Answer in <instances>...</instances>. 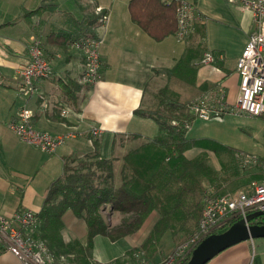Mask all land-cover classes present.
Segmentation results:
<instances>
[{
    "label": "crops",
    "instance_id": "crops-1",
    "mask_svg": "<svg viewBox=\"0 0 264 264\" xmlns=\"http://www.w3.org/2000/svg\"><path fill=\"white\" fill-rule=\"evenodd\" d=\"M86 1L93 6L74 5L90 12L85 15L94 16L97 15L95 7L99 6L108 17L102 30L95 29L102 69L100 80L92 86L79 84L83 54L74 42L67 41L63 50L46 40L51 34L59 39L69 38L76 30L71 17L77 18L78 13L72 10L71 0H0V217L10 218L20 209L37 215L49 185L62 174L64 159L92 152L93 139L99 142L100 154L109 158L125 153V147L118 149L120 139L139 136L132 141H141L157 136V125L150 119L135 116L134 111L144 106L145 91L159 71L172 69L186 48L195 45L200 49L192 64L196 69L194 86L199 96L220 85L224 89L222 103L230 106L238 95L236 61L255 28L249 11L228 0H185L194 6L198 15L186 42H178L174 34L155 41L131 21L128 9L131 0ZM31 36L42 42L52 68L47 78L36 83V94L41 99L21 96L17 88L15 72L28 60L27 45ZM171 37L182 46L175 48L166 43ZM206 52L213 54V61L204 64L201 60ZM69 83L79 86L72 93L77 96L76 105L65 96L69 93ZM22 108L34 113L32 123L36 129L52 136H70L53 153L21 142L8 124ZM62 109L67 110L65 116L60 115ZM93 128L101 130L99 136L91 135ZM210 166L216 171L214 165ZM105 211L109 215L116 213L110 208ZM156 220L157 216L150 217L137 232L115 242L97 236L89 252L90 264H120L122 261L116 260L123 253L140 250ZM63 222L66 242H86L84 223L80 224L69 212ZM176 246L177 242L167 231L154 252H145L144 258L151 263L160 262ZM0 264L22 263L4 249L0 252ZM207 264H264V239L233 245Z\"/></svg>",
    "mask_w": 264,
    "mask_h": 264
},
{
    "label": "trees",
    "instance_id": "trees-1",
    "mask_svg": "<svg viewBox=\"0 0 264 264\" xmlns=\"http://www.w3.org/2000/svg\"><path fill=\"white\" fill-rule=\"evenodd\" d=\"M176 7L175 4L166 5L161 0H131L128 9L131 21L137 27L155 41H161L175 34ZM75 23L76 30L71 32L69 38L63 36L59 39L51 34L46 40L63 50L69 40H99L95 33V29L101 25L98 15H87ZM199 51L195 45L186 48L172 69L159 73L163 72L168 81L177 80L182 85L194 86L196 69L192 64ZM76 84L69 83V93L65 94L73 105H76L77 96L72 93L79 89ZM167 86L157 95L153 110L140 107L134 111L135 116L150 119L157 125V136L141 140L122 155L113 154L109 158L100 154L99 142L93 139L92 152L64 159L62 174L49 185L41 210L36 215L39 228L32 233L33 238L45 244L54 264L61 259L75 261L76 264H90L89 252L97 236L115 240L132 235L154 214L157 220L140 246L144 252H154L167 231L176 238L179 234L192 235L196 230L206 196L204 183L210 182L216 186L221 183L217 182L215 171L205 156L195 151L205 150L206 143L187 138L186 126L194 119L188 107L190 102L182 100L181 95L179 97L171 92ZM190 151L195 153L190 156ZM247 176L246 183L248 179L254 178ZM261 176L254 179L261 180ZM106 208L128 218L121 220L122 226L109 229L102 213ZM68 212L85 224L84 246L79 245V242L64 240L63 217ZM233 223L222 226L216 233ZM253 223L264 224V213ZM76 245L81 248L78 250ZM2 250L4 248H0V252ZM189 256L190 253L178 264H185Z\"/></svg>",
    "mask_w": 264,
    "mask_h": 264
},
{
    "label": "built area",
    "instance_id": "built-area-1",
    "mask_svg": "<svg viewBox=\"0 0 264 264\" xmlns=\"http://www.w3.org/2000/svg\"><path fill=\"white\" fill-rule=\"evenodd\" d=\"M161 2L166 5H177L174 36L178 42H184L193 31L198 19L194 6L185 0H161ZM228 2L238 5L243 11H249L255 27L236 61V72L239 76L237 100L233 106L224 105L222 103L224 89L219 85L190 102L188 107L194 117L203 120L217 117L228 109L232 113L264 119V0H228ZM95 13L100 15L101 23L107 20V14L101 7H95ZM89 39L74 42V46L83 54V71L79 82L84 86H92L100 80L102 69L97 52L99 40ZM27 53V62L19 65L15 72L18 93L24 97L37 96L41 99L42 97L36 94V83L49 76L51 64L45 57L42 42L35 36L29 39ZM212 61L211 52H206L201 60L204 64ZM66 113V109L60 111L62 116ZM33 116L34 113L30 109L22 108L8 127L21 142L48 153L55 152L70 135L52 136L36 129L32 123ZM100 133V129L91 130L93 137L99 136ZM234 158L240 167H257L264 171V162L253 155L236 153ZM249 188L247 192L205 196L201 217L194 233L158 264H174L178 260L181 261L200 241L215 234L222 226L245 219L248 214L264 213V180L252 181ZM38 228L37 216L28 210L20 209L10 218L0 217V247L14 254L22 264H51L53 258L45 244L32 236L33 231ZM133 257L137 259L125 264H155L142 259L139 252Z\"/></svg>",
    "mask_w": 264,
    "mask_h": 264
},
{
    "label": "rangeland",
    "instance_id": "rangeland-1",
    "mask_svg": "<svg viewBox=\"0 0 264 264\" xmlns=\"http://www.w3.org/2000/svg\"><path fill=\"white\" fill-rule=\"evenodd\" d=\"M71 2H72V10L74 11L75 14L78 13L77 18L71 17V19L75 20V22L76 21L80 22L83 18L87 16L85 15L86 13L87 14L90 13L87 11V9L82 8L83 10H81L78 6H75L78 5L79 3L82 7H85L86 4H90V2H87L86 0H81V1L77 0V2L75 0H71ZM98 16H99V23L101 24L99 26L100 27L99 29L102 30L103 25L106 24L108 19L104 23H101L100 15ZM173 38L174 37L169 38L168 41H166V43H170V45L176 46L175 48H179V46H182L176 43L175 39ZM89 40L94 41L93 38H90ZM99 47L100 45L97 46L98 53H99ZM161 73L162 74H159L149 84V86L145 91L144 102H143L144 105L143 107L145 109L153 110L155 108L156 97L159 94L160 90H162V88L166 86V84L169 85V87L168 86L167 87L169 90H171V92L177 94L179 97L181 95V99L186 100L188 102L194 101L196 98H198L196 96L200 95V93L198 92L195 86L190 87L188 85H182V83H180V81L177 80L168 81L166 75H164L163 72ZM237 96L238 95H236L234 99L235 100L234 104L237 100ZM234 104L232 102V104L229 105L233 106ZM186 135L189 139H199V140H203L206 143L205 150L200 149L201 152L199 150H195V151L196 152L198 151L199 154L204 155L208 164L214 165L216 167V171L214 169L213 170L215 171L217 182H220L221 184L216 186L214 184H209L210 182L204 183L203 187L205 188L206 196L217 195V194L220 195L221 193L223 194V192L225 193V191L226 193H236L241 191L247 192L250 190L249 186L251 182L259 180L254 178L262 174L261 180H264L263 170L257 167H245V168L240 167L234 158L236 153L246 154V155L250 154L256 158H259L262 162H264V119L263 118L260 117L252 118L239 113H235V112L232 113L228 109V111H226L225 113H222L217 117H211L209 120H203L194 117V119L189 122ZM132 139L133 138L120 139V142H117V145L119 146L118 149L121 150L125 147L124 149L126 152L141 142L139 140L132 141ZM195 151L188 152V155L192 156L195 153ZM247 175L254 176V178L248 179L246 183L245 181L248 178ZM214 176L212 177V179H214ZM102 213H103L104 221L109 229H114L115 227L122 226L123 224L121 223V220L123 218L124 219L128 218V216L121 215L118 212H116L113 215H109L108 211H103ZM152 217H156L155 214L152 215ZM75 222L77 223V221ZM78 222H80V224H83L81 220H78ZM70 223H71V219L69 224ZM193 230L191 232H193ZM190 236L191 234L187 236H183L179 234L177 235L176 238H174V240L177 242V246H178L179 244L185 242ZM105 238L110 240L106 236ZM115 241H117V239L110 240V242H115ZM70 242H74V241H70ZM75 242H79V241H75ZM80 244L81 243L79 242V245ZM81 245L84 246L85 241ZM76 247L78 248V250L81 248L78 245H76ZM175 248L173 249V251L175 250ZM136 252H139L142 255L141 257L142 259H146L144 258V253H145L144 250L140 251L139 249L137 250L133 249L130 251V253L127 252L125 254L123 253L124 255L122 254L123 256L121 255L120 258L116 261H122L120 262V264H125L126 262L134 261L137 259L133 257V255ZM131 255L132 258L129 259ZM165 258H163L162 260H164ZM179 261L180 260L176 261L174 264H177ZM58 262L61 264H76L75 261H69V260L65 261L62 259L59 260ZM53 263H55L54 260L51 264ZM158 263L159 262L155 264Z\"/></svg>",
    "mask_w": 264,
    "mask_h": 264
},
{
    "label": "water",
    "instance_id": "water-1",
    "mask_svg": "<svg viewBox=\"0 0 264 264\" xmlns=\"http://www.w3.org/2000/svg\"><path fill=\"white\" fill-rule=\"evenodd\" d=\"M261 216L262 212L248 214L245 219L234 222L222 232L207 236L191 251L185 264H207L233 245L247 240L264 239V224L253 223Z\"/></svg>",
    "mask_w": 264,
    "mask_h": 264
},
{
    "label": "bare ground",
    "instance_id": "bare-ground-1",
    "mask_svg": "<svg viewBox=\"0 0 264 264\" xmlns=\"http://www.w3.org/2000/svg\"><path fill=\"white\" fill-rule=\"evenodd\" d=\"M110 68V67H109ZM80 75V74H79ZM77 85V84H76Z\"/></svg>",
    "mask_w": 264,
    "mask_h": 264
},
{
    "label": "flooded vegetation",
    "instance_id": "flooded-vegetation-1",
    "mask_svg": "<svg viewBox=\"0 0 264 264\" xmlns=\"http://www.w3.org/2000/svg\"><path fill=\"white\" fill-rule=\"evenodd\" d=\"M1 248V247H0Z\"/></svg>",
    "mask_w": 264,
    "mask_h": 264
}]
</instances>
